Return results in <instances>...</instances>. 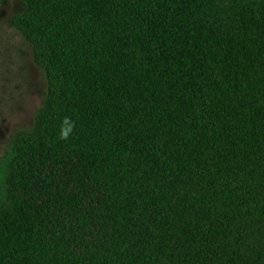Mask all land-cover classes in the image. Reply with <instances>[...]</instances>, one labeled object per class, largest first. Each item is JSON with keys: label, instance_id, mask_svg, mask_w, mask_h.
Returning a JSON list of instances; mask_svg holds the SVG:
<instances>
[{"label": "trees", "instance_id": "16d2710c", "mask_svg": "<svg viewBox=\"0 0 264 264\" xmlns=\"http://www.w3.org/2000/svg\"><path fill=\"white\" fill-rule=\"evenodd\" d=\"M22 1L0 264H264V0Z\"/></svg>", "mask_w": 264, "mask_h": 264}, {"label": "rangeland", "instance_id": "374dc122", "mask_svg": "<svg viewBox=\"0 0 264 264\" xmlns=\"http://www.w3.org/2000/svg\"><path fill=\"white\" fill-rule=\"evenodd\" d=\"M24 7L22 0H4L0 5V166L15 133L32 127L47 89L30 45L12 24V16Z\"/></svg>", "mask_w": 264, "mask_h": 264}, {"label": "clouds", "instance_id": "9594fccd", "mask_svg": "<svg viewBox=\"0 0 264 264\" xmlns=\"http://www.w3.org/2000/svg\"><path fill=\"white\" fill-rule=\"evenodd\" d=\"M70 129H66L65 131H63L62 132V136L63 137H66L67 136V134H68V131H69Z\"/></svg>", "mask_w": 264, "mask_h": 264}]
</instances>
